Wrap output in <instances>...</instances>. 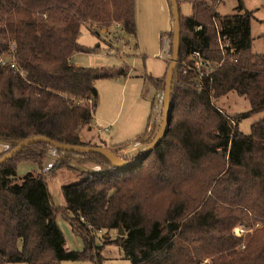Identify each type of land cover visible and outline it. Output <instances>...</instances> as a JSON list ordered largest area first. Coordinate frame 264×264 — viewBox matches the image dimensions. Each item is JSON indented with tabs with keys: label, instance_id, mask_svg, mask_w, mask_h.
<instances>
[{
	"label": "trees",
	"instance_id": "16d2710c",
	"mask_svg": "<svg viewBox=\"0 0 264 264\" xmlns=\"http://www.w3.org/2000/svg\"><path fill=\"white\" fill-rule=\"evenodd\" d=\"M185 1L192 14L181 15L170 124L162 139L126 169L105 155L56 150L61 159L44 171L55 150L44 142L1 165L0 264H102L106 245L120 247L131 264H200L205 258L264 264V119L248 135L239 129L264 112V55L252 52L254 15L242 3L239 13L222 16L216 1ZM83 25L95 33L94 25L115 26L136 37V0H0V142L9 145L0 158L32 137L104 148L80 137L94 120L96 82L127 77L130 69L72 64L75 54L98 52L79 43ZM168 35L173 41V30ZM196 51L218 65L211 77L200 80L191 59ZM165 79L155 80L157 91L165 93ZM230 93L246 98L251 110L230 115L219 108L217 101ZM118 156L127 162L138 157ZM22 162L41 172L18 181ZM73 163H95L100 172L80 173L78 184L62 188L66 206L56 207L48 180ZM59 218L82 239V251L66 248ZM238 227L248 233L236 236Z\"/></svg>",
	"mask_w": 264,
	"mask_h": 264
},
{
	"label": "rangeland",
	"instance_id": "374dc122",
	"mask_svg": "<svg viewBox=\"0 0 264 264\" xmlns=\"http://www.w3.org/2000/svg\"><path fill=\"white\" fill-rule=\"evenodd\" d=\"M180 1V11L183 17L192 14V7L185 0ZM217 2V11L222 16H231L240 12V3L244 11L253 12L254 19L251 24L253 37L252 52L264 55V0H205ZM243 12V11H242ZM241 12V13H242ZM137 36L123 33L115 26L102 28L94 25V30L86 25L81 28L79 43L85 47L97 49L94 54L79 53L72 57V63L85 68H119L128 67L130 73L127 77L118 79L99 80L96 87L99 93V102L94 114L95 123L91 128L80 132L84 140L105 146L109 151L115 152L117 143L125 144L126 156H139L145 150L144 143L132 139L129 127H136V120L144 115L146 128L151 123L153 127L145 138L146 144L158 133L163 120V91H157L155 80L165 76L168 62L162 45V38L173 28V19L169 0H136ZM106 30L105 32H103ZM217 105L230 115L245 113L251 110L250 102L236 93H230L217 101ZM109 119L105 124L98 120L100 116ZM264 119V112L257 113L243 120L239 124L240 131L248 135L253 124ZM93 120V121H94ZM106 129V130H105ZM144 132L146 131L144 125ZM135 136V135H134ZM9 148L6 143L0 142V156ZM51 150L44 163L43 170L49 171L55 165ZM60 157V156H59ZM61 159V158H60ZM96 165L86 163L81 166ZM80 165L73 163L71 169H60L55 176L48 180L52 201L56 207L66 206L62 188L78 184L81 181L80 173H85ZM41 172L39 165L32 162H22L17 168V179L24 178L28 173ZM92 173V172H86ZM58 225L66 239L69 251H82V239L77 236L69 222L63 218L58 219ZM237 229V228H236ZM235 229V230H236ZM106 233H104L105 235ZM103 234H99L101 237ZM112 238L115 232L109 234ZM98 245L103 241L98 239ZM102 264H131L123 250L116 245H106L101 250ZM61 264H95L90 260L63 261ZM200 264H211V259L205 258Z\"/></svg>",
	"mask_w": 264,
	"mask_h": 264
},
{
	"label": "water",
	"instance_id": "95a60500",
	"mask_svg": "<svg viewBox=\"0 0 264 264\" xmlns=\"http://www.w3.org/2000/svg\"><path fill=\"white\" fill-rule=\"evenodd\" d=\"M171 6V15L173 19V41H172V56L170 60V64L167 69L166 79H165V93L163 97V120L162 125L154 137V139L148 144L144 151L140 153V155L131 162L124 161L121 159L116 153L109 151L106 148H99V147H87V146H69L65 144L58 143L56 141H52L46 137H32L20 142L17 146H15L11 151L6 153L0 158V166L9 161L15 155H17L22 149L25 147L37 143V142H44L50 144L55 150L59 151H80L85 153H92V154H101L105 155L112 160V162L117 165L121 169H126L140 160H142L145 156H147L151 151L156 147L159 141L162 139L164 134L166 133L168 126L170 124V114H171V104H170V97H171V82L174 75V72L177 70L179 65V55H180V41H181V14L180 8L178 4V0H169ZM119 236H124L125 232L122 228L119 229L118 232Z\"/></svg>",
	"mask_w": 264,
	"mask_h": 264
},
{
	"label": "built area",
	"instance_id": "2783aa9c",
	"mask_svg": "<svg viewBox=\"0 0 264 264\" xmlns=\"http://www.w3.org/2000/svg\"><path fill=\"white\" fill-rule=\"evenodd\" d=\"M162 40V45H163V50L167 56V58L172 56V40L170 36L164 35L161 37ZM191 59L194 62V66L196 67V70L199 73L200 80L204 78H209L211 77V74L214 72V70L218 67V65L214 63H210L206 59L203 58L201 53L199 51L193 52ZM102 232H100L101 234ZM248 233V230L242 227H238L235 231L234 234L238 237H241Z\"/></svg>",
	"mask_w": 264,
	"mask_h": 264
},
{
	"label": "crops",
	"instance_id": "0c3cea01",
	"mask_svg": "<svg viewBox=\"0 0 264 264\" xmlns=\"http://www.w3.org/2000/svg\"><path fill=\"white\" fill-rule=\"evenodd\" d=\"M106 30H104L103 32H105ZM72 60V59H71ZM73 61V60H72ZM72 61H71V63H72ZM73 64V63H72ZM79 63L77 64V66L79 67ZM98 120L99 121H101L102 123H105V124H107V123H109V119H107V117H105V116H100V118H98ZM94 123H95V120L93 121ZM144 125H145V129H146V131H150V128L149 129H147L146 128V123H144V115H142L141 117H139L137 120H136V127H129V130L130 131H128V133L129 134H132L133 136H131L132 137V139H136V138H138V137H141V136H143L145 133H146V131L144 132ZM153 126V125H152ZM106 130V129H105ZM135 135V136H134ZM80 137H81V140L83 141V142H85L86 140H84V137H82L81 135H80ZM139 143H144V147H145V145L146 146H148V144H146L145 142H143V141H139ZM121 145H124L125 146V144H121V142L120 143H117V145H115V152H117V155H120V156H126V149H125V147L123 146V147H120ZM104 148H106L105 146H104ZM146 148V147H145ZM53 154V156H52V161L54 162L55 161V164L60 160V158L61 157H59V155H58V153L56 152V150H55V152L54 153H52ZM78 166V165H77ZM81 166V165H80ZM83 169H85L84 171L85 172H92V173H99L100 172V167L99 166H97V165H91V166H81ZM66 248L68 249V247H67V245H66Z\"/></svg>",
	"mask_w": 264,
	"mask_h": 264
}]
</instances>
